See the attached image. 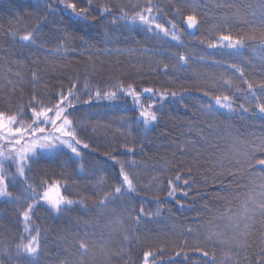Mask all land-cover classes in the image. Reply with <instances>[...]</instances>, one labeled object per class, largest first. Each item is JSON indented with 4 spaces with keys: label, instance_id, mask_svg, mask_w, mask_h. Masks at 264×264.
Instances as JSON below:
<instances>
[{
    "label": "trees",
    "instance_id": "16d2710c",
    "mask_svg": "<svg viewBox=\"0 0 264 264\" xmlns=\"http://www.w3.org/2000/svg\"><path fill=\"white\" fill-rule=\"evenodd\" d=\"M76 2L78 6L86 4V0ZM180 2L199 6L201 21L193 36L177 17L183 29L182 44L149 33L138 21L122 19V8L145 0H93L87 19L76 16L58 0H52L54 12L46 7L47 0H0V111L15 114L17 106H26L32 94L51 98L75 84L78 99L73 103L77 115L83 117L78 122L79 137L89 144L81 149L83 171L65 156L42 153L27 173L34 186H39L41 196L56 188L60 197L83 200L86 205L74 204L57 214L41 201L29 224L41 237L38 264H61L65 257L79 264L78 257L69 254L81 241L89 246L85 264H142L143 254L149 250L155 253L153 264H206L209 258L200 249L215 252L217 264L225 252L236 264H261L264 227L258 220L251 222L244 249L230 251L226 245L207 244L206 238L209 230L231 235L224 214L242 211L244 194L251 187H245L247 177L217 178L213 172L217 158L228 147V140L221 137L252 140L264 136V116L253 114L255 106L264 103V89H254L252 96L239 74L227 66L235 63L245 70L244 79L258 83L264 79V48L257 44L239 52L208 48L207 43L220 34L230 32L235 37L247 27L238 19L231 22L230 29L221 27L228 10L217 8L218 0ZM230 2L247 9L251 18L259 0ZM153 3L168 6V0ZM105 4L111 11L101 14ZM171 19V15L156 17L165 26ZM37 23V43L22 41ZM177 51L192 57L190 65L182 66L174 58ZM165 63L169 65L166 70ZM33 73L37 74L35 80ZM5 75L12 83L3 78ZM222 78L230 79L231 85L224 84ZM129 85L136 88L138 100L119 91ZM145 87L155 92L145 93ZM97 90L116 91L117 98L97 99ZM164 90L176 91L178 98L160 101ZM205 91L209 95H204ZM216 95L231 96L234 110L215 105ZM89 98L91 103H83ZM152 104L154 109L149 108ZM207 105L213 110L202 114L201 106ZM240 105L249 111L244 112ZM142 110L155 111L157 121L145 126L139 115ZM121 165L135 177L136 191L118 201L115 211L98 215L95 206L116 185ZM176 175L182 179L175 181ZM170 179L176 185L171 196L167 188ZM140 208L145 214L136 224L128 210L134 209L135 215ZM17 210V204L0 198V248L7 245L14 250L16 243L35 234L24 231ZM159 248L164 249L162 256ZM178 251L180 256L175 254Z\"/></svg>",
    "mask_w": 264,
    "mask_h": 264
},
{
    "label": "snow or ice",
    "instance_id": "6c2138e0",
    "mask_svg": "<svg viewBox=\"0 0 264 264\" xmlns=\"http://www.w3.org/2000/svg\"><path fill=\"white\" fill-rule=\"evenodd\" d=\"M58 3L70 9L73 14L81 19H87L93 7V0H86L84 6H78L76 0H58ZM46 7L54 12L56 5L52 3V0H47ZM216 7L221 10H228L221 20V27L227 25L230 29L231 22L238 19L248 30H242L235 37L230 32L222 33L216 41L207 43L208 48L228 49L237 52L252 44L264 48V0H259L256 8L251 13V18H249L247 9L230 2V0H218ZM248 7L251 8L252 5ZM186 8L187 15L184 14ZM110 11L111 8L107 4L100 9L101 14ZM121 12L122 19H130L132 23L138 21L146 27L149 33L162 35L165 41L170 40L177 44H182V24H186L188 29H195L201 23L199 6L182 5L180 0H168L167 7L161 3H153V0H145L144 4L130 3L126 6V10L122 8ZM257 12H259L258 17ZM160 15L172 16V19L167 22L168 26L156 21V17ZM177 17L180 18L182 24L177 21ZM38 37L39 23L20 39L24 42L36 44ZM201 43H204V41H201ZM174 58L182 66L190 65L192 60L190 55L182 51H177ZM200 59L203 60L204 58L200 57ZM213 63L217 62L213 61ZM168 67L167 63L163 65L165 70ZM227 67L239 74L243 84L247 86V91L252 96L256 94L254 89H264V79H261L258 83L251 78L244 79L246 77L245 70L235 63L229 64ZM16 75H19V73H16ZM32 75L34 80L37 79L36 73ZM3 78L8 79L6 75ZM222 79L224 84L231 85L230 79ZM8 83H12V80L8 79ZM76 87L75 84H71L67 91L61 90L57 96L51 98H45L34 93L26 106H17L15 114L0 111V198L17 204V215L24 223V231L27 233L35 232L27 240L16 243L14 250L7 245L0 248V264H38L42 251L41 237L39 231L29 228V224L41 201L57 214L66 211L74 204L86 206L83 200L73 201L63 197L52 200L49 198L47 191L41 196L38 192L39 186H34V181L27 174L32 170V164L39 162L37 158L42 153L65 156L67 160L72 161L73 165L78 164L81 171L84 170L85 164L81 149L89 148V144L84 143L79 137L78 122L83 117L77 115L76 105L73 103L74 100L78 99L74 91ZM119 91L124 95L139 99L136 88L131 85L128 86L127 90L121 87ZM143 91L153 93L155 89L145 87ZM204 95H209V92L205 91ZM95 97L97 99L104 97L105 99L115 100L117 92L97 90ZM170 98L177 99L178 93L164 90L159 94L160 101H166ZM179 99L183 100V97L181 96ZM213 99L215 105L220 108L229 111L234 110L231 96L216 95ZM83 103H91V98L83 100ZM149 108L154 109L155 104L150 105ZM240 108L244 112L249 111V108L244 105H240ZM212 110V105L201 106L202 114L210 113ZM257 112L264 116V103L255 106L253 114L255 115ZM139 115L145 126L156 122L158 119L155 111L142 110ZM26 119L30 120L31 123H25ZM209 127L212 128V125H209ZM221 138L228 140V147L227 151H222L220 157L217 158L213 172L217 173V178L225 175L237 179L247 177L248 185H245V187H249V185L251 187L244 194L242 211L232 216L224 214L228 220L231 235L226 237L223 231L213 232L209 230L206 243L226 245L230 251L240 250L248 247L247 237L251 234L252 221L258 220L261 226L264 227V136L252 140L243 139L239 136ZM128 151L133 152L134 149L129 148ZM113 159L115 158L113 157ZM13 167L15 171L10 170ZM257 168H260L261 171H257ZM181 179L180 175L175 176V181ZM134 180L135 177L125 170L124 165H121L116 185L105 192L103 198L99 199L95 206L97 214H103L109 210L115 211L114 206L118 201L136 191ZM175 181L171 179L167 181V188L170 190L169 196L176 191ZM156 183H159V181L157 180ZM183 183L190 186V182L186 178H183ZM14 192L18 194L14 195ZM184 194L187 195V192ZM110 206L112 207L110 208ZM134 212V209L128 210V215L136 224H139L145 214V209L140 208L139 213L133 215ZM156 214L159 215V211ZM191 231L192 229L189 228L188 232ZM124 239L128 240L129 237L125 236ZM157 251L161 256L164 253L163 248H159ZM200 251L204 257L209 258L206 264H217L215 252L204 249H200ZM261 252L264 253V247H262ZM175 254L180 256L181 251ZM69 255L78 257L79 264H85V259L89 255L88 244L81 241L76 251L70 252ZM235 255L238 256L239 251H236ZM154 260L155 253L151 250L144 252L142 264H153ZM61 264H76V262L65 257ZM220 264H236V261L229 252H225ZM261 264H264V256H262Z\"/></svg>",
    "mask_w": 264,
    "mask_h": 264
},
{
    "label": "rangeland",
    "instance_id": "374dc122",
    "mask_svg": "<svg viewBox=\"0 0 264 264\" xmlns=\"http://www.w3.org/2000/svg\"><path fill=\"white\" fill-rule=\"evenodd\" d=\"M48 194H49V198L52 199V200H56L60 197V192L58 189L56 188H52L48 191Z\"/></svg>",
    "mask_w": 264,
    "mask_h": 264
},
{
    "label": "water",
    "instance_id": "95a60500",
    "mask_svg": "<svg viewBox=\"0 0 264 264\" xmlns=\"http://www.w3.org/2000/svg\"><path fill=\"white\" fill-rule=\"evenodd\" d=\"M183 27H185L186 30H187V32H188L190 35H193V36L197 33V30H198V26H197V28H195V29H188L187 26H186V24H184Z\"/></svg>",
    "mask_w": 264,
    "mask_h": 264
}]
</instances>
